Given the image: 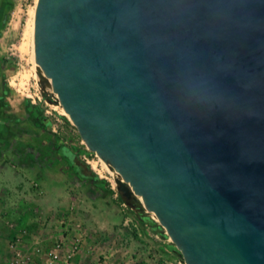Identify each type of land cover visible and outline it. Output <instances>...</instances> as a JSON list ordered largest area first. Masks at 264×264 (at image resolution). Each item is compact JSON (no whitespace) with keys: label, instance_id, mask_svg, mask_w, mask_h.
Here are the masks:
<instances>
[{"label":"water","instance_id":"1","mask_svg":"<svg viewBox=\"0 0 264 264\" xmlns=\"http://www.w3.org/2000/svg\"><path fill=\"white\" fill-rule=\"evenodd\" d=\"M34 16L38 71L185 264H264V0H37Z\"/></svg>","mask_w":264,"mask_h":264},{"label":"rangeland","instance_id":"2","mask_svg":"<svg viewBox=\"0 0 264 264\" xmlns=\"http://www.w3.org/2000/svg\"><path fill=\"white\" fill-rule=\"evenodd\" d=\"M36 2L0 0V162L7 158L6 163L16 171L49 166L55 175L64 177L63 181L77 187V191L83 194L80 198L85 196L98 200L103 210L110 213L112 228L106 231L108 235L104 238L103 230L82 222L79 212L84 210L71 201L65 208H52L45 199H36L41 193V186L32 174V180L27 176L26 181L36 196L32 195L31 199L29 195H22V184L17 193L11 195L9 192L7 196L11 202L1 209L3 213L0 216L6 217L3 232H10L5 234L3 246L15 240L18 231L30 230L34 235L52 232L51 227L56 223L48 225V219L54 220V216L62 215L70 219L67 220L69 227L82 222V228L89 229L86 232L92 243L100 242L95 253L85 256L87 263L91 259H99L102 264H185L168 236L163 238L149 225L145 216L156 220L139 198L135 196L127 200L117 190L116 171L110 164L105 163L104 166L99 156L87 148L64 114L50 85L38 76L33 39L28 34ZM31 105L33 109L28 110ZM93 162H97V170L92 167ZM94 175L98 178H93ZM66 176L68 179H65ZM135 200L140 203L143 212L136 208ZM123 203L125 206H122ZM19 215H25L26 221L20 224V228L14 222ZM161 231L164 232V229ZM91 246L93 248V244ZM4 247L8 249L7 245Z\"/></svg>","mask_w":264,"mask_h":264},{"label":"crops","instance_id":"3","mask_svg":"<svg viewBox=\"0 0 264 264\" xmlns=\"http://www.w3.org/2000/svg\"><path fill=\"white\" fill-rule=\"evenodd\" d=\"M7 159V158H6ZM0 162V213L2 214L3 211L1 209L6 208V206H9V203L11 202L8 200V196L10 193L11 195L14 193H17L19 189L21 188V185L24 184L22 191V195L24 196H30L32 199V195H35V191H31L28 188V182L26 181V177L28 176L32 180V174L34 176L33 179H35L41 186V193L37 194L35 197L36 199L42 200L45 199L48 201V205L52 208H65V206L69 205V202L71 201L72 204L76 205L78 208H81L84 210L83 212H79L81 216L82 222H86L87 225H94L96 228H100L104 231V238L107 237L108 234H106V231H109L110 228H112V218L110 213L107 210H103V206L98 202L96 199H87L85 196L83 198L78 191L77 187L70 186L67 184V182L63 181L64 177H58L53 172V169L49 166H46L44 168L38 169L37 167H31L29 170L24 171H16L9 167L8 163H6V160ZM1 160V157H0ZM65 179H68L67 176ZM10 192V193H9ZM109 207V206H108ZM16 221L15 224L21 227L20 224L26 222L25 221V215H19L18 217H15ZM68 218L65 216H54V220L48 219V225L52 223H56L53 227H51L52 232H41L40 234H35L28 230L27 234L24 237V240L27 241L25 244H30L33 241H41L43 243H46L47 245L52 244L53 240H56L60 238L63 235V219ZM6 217L0 216V263L5 264L6 261L10 258L11 253L8 249L4 246H8V243L3 246V242L5 240V234L10 233L8 230L6 232H3L4 223ZM46 220V219H45ZM31 219H29V222ZM28 222V221H27ZM80 222V223H82ZM18 228V229H19ZM2 229V231H1ZM86 230H89L87 227H85ZM96 233V231H95ZM20 232H16L15 236L19 235ZM13 236L14 233H11ZM11 236V237H12ZM88 237L85 241L84 249L81 254V257L83 259H86L85 256H87V251H91L92 253L97 251L98 246L100 242L95 241V244L92 243V241ZM97 240V239H96ZM93 244V248L91 246ZM109 252V251H108ZM111 253L109 252V255ZM108 254H105V257H109ZM106 263V261H104Z\"/></svg>","mask_w":264,"mask_h":264},{"label":"built area","instance_id":"4","mask_svg":"<svg viewBox=\"0 0 264 264\" xmlns=\"http://www.w3.org/2000/svg\"><path fill=\"white\" fill-rule=\"evenodd\" d=\"M41 101V98L38 97ZM125 206V203L122 204ZM69 218L63 219V235L47 245L41 241L24 243L26 231L15 236V240L8 243L10 258L5 264H102L99 259H91L88 263L81 257L83 247L89 234L82 228L81 223L69 227ZM91 253V251H87Z\"/></svg>","mask_w":264,"mask_h":264},{"label":"bare ground","instance_id":"5","mask_svg":"<svg viewBox=\"0 0 264 264\" xmlns=\"http://www.w3.org/2000/svg\"><path fill=\"white\" fill-rule=\"evenodd\" d=\"M37 3V2H36ZM35 7H36V5H35ZM33 10V9H32ZM28 11V10H27ZM29 11H31V10H29ZM29 15V14H28ZM35 15V9L33 10V12H32V16H31V25H29L28 26V34H30V37H31V39H33V36H34V16ZM27 19V18H26ZM30 20V19H29ZM25 23H29V22H27V21H25ZM27 25V24H26ZM27 29V28H26ZM25 33V32H24ZM23 33V34H24ZM23 36V35H22ZM27 37H29V36H27ZM25 38V37H24ZM23 38V39H24ZM22 39V40H23ZM29 39V38H28ZM27 39V40H28ZM22 43V42H21ZM30 44V43H29ZM33 44H34V41H33ZM21 45H23V44H21ZM24 46V45H23ZM26 46V45H25ZM24 46V47H25ZM28 49H30V48H28ZM23 50V49H22ZM27 51V50H26ZM34 56H35V52H34ZM35 63H36V61H35ZM36 66H37V63H36ZM37 69H38V67H37ZM39 73H40V75L44 78V79H46L48 82V84L50 85V88H51V90H52V86H51V82H50V80H49V78H48V76L45 74V73H43V72H41V71H38ZM38 77V76H37ZM53 91V90H52ZM64 114H66V112L64 111ZM67 115V114H66ZM97 155V154H96ZM99 159L103 162L102 164L105 166V163L106 164H109V162L106 160V159H104V158H102V157H100L99 156ZM97 163V162H96ZM96 163L95 162H93V163H91V165H92V167L94 168V169H96L97 170V168H96ZM107 167V166H106ZM105 168V167H104ZM117 179H121V178H119V176H118V178ZM128 185V184H127ZM139 198V200H140V202L142 203V205L145 207V205L143 204V201H142V198L141 197H138ZM145 209L150 213V215H151V217H154V215H153V213H152V211L150 210V209H148L147 207H145ZM155 218V217H154Z\"/></svg>","mask_w":264,"mask_h":264},{"label":"trees","instance_id":"6","mask_svg":"<svg viewBox=\"0 0 264 264\" xmlns=\"http://www.w3.org/2000/svg\"><path fill=\"white\" fill-rule=\"evenodd\" d=\"M33 109V107H32V105L28 108V110L29 109ZM67 157H68V155H67ZM93 178H98L96 175H94L93 176ZM134 204L136 205V208L140 211V212H143V209H142V207L140 206V203L138 202V201H134ZM145 219H147V221H148V223H149V225H152L154 228H155V231L160 235V236H162L163 238H166L167 236H166V234L164 233V232H162L161 231V227H160V225H158L157 223H156V221H154L153 219H151L150 217H148V216H145Z\"/></svg>","mask_w":264,"mask_h":264}]
</instances>
